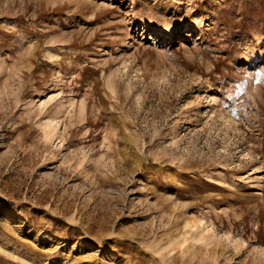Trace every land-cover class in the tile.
Listing matches in <instances>:
<instances>
[{"label":"rangeland","instance_id":"1","mask_svg":"<svg viewBox=\"0 0 264 264\" xmlns=\"http://www.w3.org/2000/svg\"><path fill=\"white\" fill-rule=\"evenodd\" d=\"M0 264H264V0H0Z\"/></svg>","mask_w":264,"mask_h":264},{"label":"bare ground","instance_id":"2","mask_svg":"<svg viewBox=\"0 0 264 264\" xmlns=\"http://www.w3.org/2000/svg\"><path fill=\"white\" fill-rule=\"evenodd\" d=\"M217 3H221L222 0H215ZM193 24L191 25L190 23H184V24H181V23H178L176 24L175 26L173 27H165V26H158L155 28V30H157V32L161 33L163 35V33L165 34L166 32L169 33L171 36L172 34H175V33H186V32H190V31H193ZM196 27V26H195ZM170 41H171V38H170ZM184 230L182 231L181 235L186 243V245H189L190 244V238H189V235H188V231L186 230V228H183Z\"/></svg>","mask_w":264,"mask_h":264},{"label":"snow or ice","instance_id":"3","mask_svg":"<svg viewBox=\"0 0 264 264\" xmlns=\"http://www.w3.org/2000/svg\"><path fill=\"white\" fill-rule=\"evenodd\" d=\"M260 73H257V75H259Z\"/></svg>","mask_w":264,"mask_h":264}]
</instances>
